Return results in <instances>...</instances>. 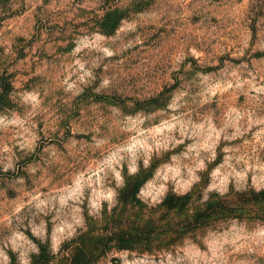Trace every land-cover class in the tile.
Listing matches in <instances>:
<instances>
[{
  "label": "rangeland",
  "instance_id": "rangeland-1",
  "mask_svg": "<svg viewBox=\"0 0 264 264\" xmlns=\"http://www.w3.org/2000/svg\"><path fill=\"white\" fill-rule=\"evenodd\" d=\"M0 264H264V0H0Z\"/></svg>",
  "mask_w": 264,
  "mask_h": 264
}]
</instances>
